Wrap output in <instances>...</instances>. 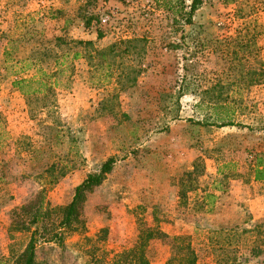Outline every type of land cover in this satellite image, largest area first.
<instances>
[{
    "label": "rangeland",
    "instance_id": "1",
    "mask_svg": "<svg viewBox=\"0 0 264 264\" xmlns=\"http://www.w3.org/2000/svg\"><path fill=\"white\" fill-rule=\"evenodd\" d=\"M189 2L0 0V60L14 41L13 59L60 63L42 112L0 72V264L27 243L10 231L12 210L42 190L44 227L55 229L58 208L109 157L76 229L39 242L36 264L107 263L134 244L138 223L165 235L149 242L148 264H164L179 234L191 236L196 264H215L208 232L264 221V181L252 180L264 152V0H201L187 23ZM51 164L65 170L56 182L20 177ZM245 259L264 264V252Z\"/></svg>",
    "mask_w": 264,
    "mask_h": 264
},
{
    "label": "trees",
    "instance_id": "2",
    "mask_svg": "<svg viewBox=\"0 0 264 264\" xmlns=\"http://www.w3.org/2000/svg\"><path fill=\"white\" fill-rule=\"evenodd\" d=\"M200 1L190 0L184 21L187 23L190 21L186 19L192 15L200 4ZM80 43L77 42V44ZM13 45L14 41H7L6 46L3 47L0 60V72H5L6 69L10 70L8 74L10 86L27 99L30 113L37 110L38 112H42L43 110L50 109L54 79L60 71V63L55 61L52 66L47 64L42 67L40 65L42 60L33 55L21 59H13L10 57L8 50ZM27 70L31 71L30 75L24 76L21 74ZM224 125H230V122L227 121ZM51 129L58 134V131H56V123L51 126ZM3 133L5 132L0 130V145L5 139ZM24 138L26 137H22L21 139L25 140ZM21 139L14 141L18 142ZM25 152L27 157L29 156L28 160H30L32 159V155L37 154L38 150L33 146H29ZM63 156L55 154L54 158L57 162H60ZM112 164L113 158H107L101 163L97 172L87 174L74 187L69 202L57 210L59 219L55 229L44 227V220L48 212L43 208L44 193L42 190L37 193L33 201H29L19 208L12 210L9 223L10 231L26 233L28 237L25 247L16 255L9 249L8 257L11 259L10 264H36L34 261V250L39 242L54 241L55 243H61L63 234L75 230L76 225H78L79 207L84 200V194L90 192L101 183L104 175L110 171ZM3 166L4 162L0 160V182H3L4 178L8 175V172L3 170ZM64 173L65 170L63 168L54 167L51 164L49 169L43 170L39 167L30 172H22L20 177L41 179L43 182H56ZM252 180L255 182L264 181V152L257 154L254 158ZM182 196L183 194L179 192V197ZM205 197L208 198L209 195ZM137 227L134 244L130 248L115 254L109 262L103 264L149 263V242L153 239L164 237L165 235L158 229L157 225L144 227L141 223H138ZM208 233L209 236L206 239L209 241L210 249L214 253L218 252V254H215V264H245V257H256L264 252V221L254 225L250 229H228L225 233L222 230L210 231ZM219 238L227 241L225 245H215L216 241H219ZM170 248L171 253L164 264L197 263V253L193 247L191 236L184 234L172 236L170 238Z\"/></svg>",
    "mask_w": 264,
    "mask_h": 264
},
{
    "label": "built area",
    "instance_id": "3",
    "mask_svg": "<svg viewBox=\"0 0 264 264\" xmlns=\"http://www.w3.org/2000/svg\"><path fill=\"white\" fill-rule=\"evenodd\" d=\"M104 20H106V18H103V19H102V22H104Z\"/></svg>",
    "mask_w": 264,
    "mask_h": 264
}]
</instances>
